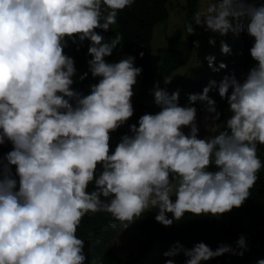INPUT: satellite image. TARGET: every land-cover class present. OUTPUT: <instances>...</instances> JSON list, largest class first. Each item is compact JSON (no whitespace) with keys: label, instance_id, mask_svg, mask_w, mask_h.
<instances>
[{"label":"clouds","instance_id":"9594fccd","mask_svg":"<svg viewBox=\"0 0 264 264\" xmlns=\"http://www.w3.org/2000/svg\"><path fill=\"white\" fill-rule=\"evenodd\" d=\"M135 1L0 0V264H103L99 256L89 262L77 235L85 216L108 213L116 244L146 213L155 211L164 227L186 215L219 219L258 185L264 0H201L185 23L195 41L183 64L142 88L137 57L120 51L117 62L106 59L122 34H102ZM175 3L173 20L181 23L186 9ZM158 25L153 41L166 37ZM86 41L91 59L78 80L90 73L97 81L87 94L74 88L84 64L66 50L79 52ZM253 223L257 229L244 230H264ZM100 231L111 235L103 225ZM186 239L193 245L171 243L163 258L160 243L152 247L164 264H207L250 251L243 234L235 246L215 249Z\"/></svg>","mask_w":264,"mask_h":264},{"label":"trees","instance_id":"16d2710c","mask_svg":"<svg viewBox=\"0 0 264 264\" xmlns=\"http://www.w3.org/2000/svg\"><path fill=\"white\" fill-rule=\"evenodd\" d=\"M166 1L169 0L135 1L131 7L125 8L119 13L118 23L113 32L102 33L106 39H111L115 33L122 34L121 44L118 45L112 56L106 59L108 62H117L118 58L116 57L120 51L127 56L137 57L136 66L143 68L141 76L138 77L141 80V88L143 85L154 84L161 77H164L166 72L182 65L186 57L185 48L190 51L193 48L192 40L195 41V34L189 36L185 29V23L192 21L193 14L201 0H170V3L180 1L186 9L181 23H176L170 19V8L165 4ZM158 23L163 25L161 31L166 33V37L153 41L151 39L152 26ZM180 35L186 36L185 47ZM87 47L88 42L86 41L79 52H76L75 48L71 46L66 49L71 56L84 64L83 70L77 72V82L74 84V88L82 90L86 94L89 91V85L97 82L93 80L90 73L85 80H78V76L88 70L87 61L91 59L87 55ZM140 52L144 53L142 59L139 57ZM139 90L140 95H142L143 89ZM136 104L137 102L133 101L134 115L139 116L140 112L135 107ZM128 123L131 124V120ZM258 148L262 149L264 146H258ZM2 151L7 152V146ZM262 161H264V157ZM259 175L258 185L251 189L252 195L244 205L239 209H233L219 219L186 215L181 222L174 223L171 227H164L155 221V211L146 213L131 234L133 238L143 234L142 251L126 260H123L116 252L121 248V245L119 246L118 242L113 243L118 233L110 227L111 217L108 213L98 212L85 216L77 235L86 241L85 251L89 262L99 256L102 258L103 264H138V260L157 242L160 243L162 249L160 253L163 258L164 248H169L168 245L171 243L182 241L181 243L184 245H189L190 242L192 244L193 241L189 242L186 239L189 236L191 240L198 239L197 242L203 241L215 249L222 242L235 246V241L243 234L248 238L250 251L246 252L242 258L226 254L207 262V264H254L257 258L264 257V230L261 229L256 232L244 230L241 220L243 215L250 214L257 224L264 226V168L261 169ZM101 225L110 230L111 239L101 233ZM131 235L124 240L131 241ZM179 235L182 237L179 238Z\"/></svg>","mask_w":264,"mask_h":264},{"label":"rangeland","instance_id":"374dc122","mask_svg":"<svg viewBox=\"0 0 264 264\" xmlns=\"http://www.w3.org/2000/svg\"><path fill=\"white\" fill-rule=\"evenodd\" d=\"M169 8L171 12L170 19H174L180 15V11L178 10V5L175 2L169 3ZM159 26L163 27V25H158V27ZM246 221L248 222L249 228L243 225L242 226L243 229H257L258 228V226L255 223H253L252 218H247ZM132 225L133 224H131L130 227ZM121 235L130 237L128 234H124V233H122ZM118 240L121 241L119 242V246L121 245V248H119L118 251L116 252L123 260H126L128 257L133 256V255L136 256L142 251L141 247L137 246L140 243L137 236H134V238L132 236L131 241H123L119 239V237H118ZM146 254L147 255L144 258H142L138 264H164V262L161 261V256L155 252L154 247H151V250L147 251Z\"/></svg>","mask_w":264,"mask_h":264}]
</instances>
